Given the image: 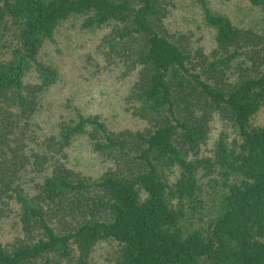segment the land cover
<instances>
[{"label":"trees","instance_id":"trees-1","mask_svg":"<svg viewBox=\"0 0 264 264\" xmlns=\"http://www.w3.org/2000/svg\"><path fill=\"white\" fill-rule=\"evenodd\" d=\"M248 1L264 15V0ZM197 2L215 31L209 52L169 29L173 0H0V47L10 19L20 29L0 61V222L17 219L20 233L0 239V264H93L105 241L116 244L110 264H264V124H252L264 32ZM74 16L110 27L101 46L123 76L137 72L130 97L145 125L115 130L76 109L34 149L38 95L60 81L40 52ZM32 68L39 83L27 82ZM217 117L240 140L222 132L205 153ZM80 136L109 162L98 176L70 164Z\"/></svg>","mask_w":264,"mask_h":264},{"label":"rangeland","instance_id":"rangeland-1","mask_svg":"<svg viewBox=\"0 0 264 264\" xmlns=\"http://www.w3.org/2000/svg\"><path fill=\"white\" fill-rule=\"evenodd\" d=\"M216 11L227 14L241 27H254L264 32V15L248 0H209ZM167 26L173 32L187 33L195 46H202L209 52L215 42V31L208 27L197 0H173L167 18ZM4 43L0 47V61L9 57L19 38V28L7 22ZM110 27L85 28L83 18L71 17L55 30L54 38L47 40L40 52V59L55 67L60 81L38 95V110L33 117L32 130L28 140L34 149L45 148L44 141L55 133L60 122L75 116L76 109L85 115L99 114L112 129H139L145 122L133 112L131 92L137 79V72L123 76L120 65L110 64L101 46L102 38ZM27 82L39 83L35 68L27 76ZM252 124H264V106L252 118ZM222 132L230 143L239 142L237 129L215 118L208 139L204 143L205 153H211ZM70 164L92 176H98L109 165L94 152L85 136L78 137L68 149ZM40 175L39 173L37 174ZM33 174L26 179H31ZM205 178L207 190L211 189ZM17 219L5 218L0 222V239L3 243L12 241L20 233ZM116 244L110 241L100 243L92 254L93 264H110Z\"/></svg>","mask_w":264,"mask_h":264}]
</instances>
